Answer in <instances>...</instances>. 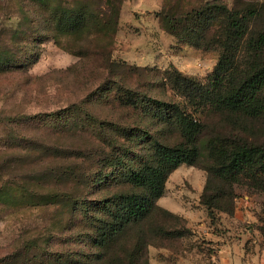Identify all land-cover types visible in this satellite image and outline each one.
I'll use <instances>...</instances> for the list:
<instances>
[{
    "label": "rangeland",
    "instance_id": "374dc122",
    "mask_svg": "<svg viewBox=\"0 0 264 264\" xmlns=\"http://www.w3.org/2000/svg\"><path fill=\"white\" fill-rule=\"evenodd\" d=\"M197 6L208 8L203 16L212 25L205 29V44L210 46L203 50L176 43L163 27L165 11ZM65 8L73 14L85 12L98 24L114 21L112 12L118 24L123 8L127 27L116 26L109 38L94 34L55 44L46 37L54 34L56 19ZM132 17L138 24L131 25ZM261 34L264 0H0V62L18 63L0 67L3 181L44 194L67 192L81 199L84 188L91 194L86 220L80 202L73 214L68 200L37 209L0 205V259L4 261L0 264H38V256L31 254L11 261L15 246L32 241L49 248L42 264H125V253L133 251L136 234L151 245L142 247L135 264L156 260L175 264V259L185 264L191 257L192 264H203V253L216 248L213 244L203 247L201 218L196 229L183 236L185 258L180 257L179 238L164 235L181 232L185 224L156 214L101 248L94 239L96 219L103 217L96 204L139 192L126 182L127 173L142 159L151 158L153 142L170 147L183 143L174 117L157 103L186 110L198 126L196 164L180 165L168 183L172 195L191 207L194 217L200 209L193 200L195 190L206 184L214 164L211 156L234 143L264 152V116L252 119L236 111L217 112L210 103L228 89V74L242 78L250 67L264 65V47L250 48ZM173 70L205 87L217 77L208 88L209 100L193 90L184 92L167 74ZM70 171L72 177L63 178ZM101 173L108 176L102 178ZM215 184L222 187L218 181ZM248 184L241 180L233 185V204L244 203L245 197L253 204L258 218L254 226L264 247V187ZM218 215L213 213L214 233L223 231L218 228ZM155 224L167 230L153 234L150 228ZM158 246H164L165 256Z\"/></svg>",
    "mask_w": 264,
    "mask_h": 264
},
{
    "label": "trees",
    "instance_id": "16d2710c",
    "mask_svg": "<svg viewBox=\"0 0 264 264\" xmlns=\"http://www.w3.org/2000/svg\"><path fill=\"white\" fill-rule=\"evenodd\" d=\"M112 5L111 3V7ZM205 10H208L206 6H197L190 10L179 9L177 11V9L174 10L171 8L165 11L163 13V27H165V32L168 33L176 43L190 45V47L199 50L208 49L210 45L205 44L207 41L205 40V32L207 30L206 27H211L212 25L208 22L209 18L203 16ZM110 17L112 19L114 18V21L106 20L98 24L95 22L94 18L86 15L85 12L73 14L65 8L56 19V25L58 27H54V34L48 35L46 38H50L55 44H60L63 39H84V37L87 38L94 34L109 38V36L114 34L116 26H119L120 19L118 18L117 24L115 12H112ZM232 25L236 26L235 23ZM16 34L17 33L14 32L12 37L14 38ZM202 39L203 41H201ZM42 42L43 41H40V43ZM263 47L264 34H261L258 36L257 40L251 44L250 48L251 50L260 51ZM9 65L16 66L18 63L13 61L0 62V67H8ZM219 69L220 64L216 67L215 75L218 74L216 71H219ZM167 74L173 77L174 82L178 84L184 92L193 90L194 93L201 98L207 96V101L209 100V86H212L218 80L217 77L212 76L213 79H211L210 84L205 87L196 80L187 78L177 71L173 70L167 72ZM229 76L228 74V78L230 79L228 89L222 91L220 96L214 99V102H210L214 106L213 109L217 112H223V110L240 112L246 118L252 119L263 117L264 103L262 98H264V65H254L250 67L249 71L242 75V78H237V75L235 77ZM157 104L161 108L163 107L164 112L170 113V115L174 117L183 143L170 147L156 141L153 142L151 158L149 160L142 159L138 167L129 168L130 171L127 173L128 175L126 174V182L131 187L137 188L139 192L119 194L113 196L111 199H105L96 204L103 213V217L96 219L97 228L94 238L95 243L101 248H106L110 243L115 242L121 236L123 237L129 229L138 226L153 214L163 219L165 217L175 218L184 223L181 218L159 208L156 205V201L163 196L166 182L171 173L182 164L189 166L196 164L199 158V151L195 145V136L198 131V126L196 125V120L191 117V115L186 114V110L180 109L178 106L162 103ZM70 107L74 109L75 105ZM68 111L70 110L67 109V112ZM221 149L222 151L218 152L217 155L211 156L214 164L210 167L209 177L207 178L203 193L200 197V205L205 208L211 224L214 220V212L217 214L223 213L228 216L233 214L234 184L239 183L241 180H246L252 187H264L263 151L257 147H247L246 145H238L235 143L233 145L228 144ZM214 152L215 151H212V153ZM66 168H68V166ZM112 168L113 170L116 169L117 165L112 166ZM68 169L71 170L70 167ZM72 174H74V172L71 171L65 174L63 173V178L68 180L72 177ZM107 174L108 173H101V177L106 178L108 176ZM3 180L4 176L0 173V205L10 206L17 204L22 207L21 205L25 204L24 206L27 205L30 208L37 209L38 207L43 208L54 205L62 200H68L72 203V214L76 211L75 209L77 207L75 205L80 202L82 205V217L84 220L87 219L91 204V201L88 199L91 197V194L90 191L85 188L81 194V199H78L77 197H71V194L67 192H60L59 194L48 192L44 194L29 189L26 186H9V184ZM84 180L87 183L89 175H86ZM216 181L221 183L222 187H218L215 184ZM150 229L153 234H160L167 230L165 226L160 224H155L154 227L151 226ZM188 231L189 230L183 227L181 232L176 233L174 231H169L164 233V235L166 237L176 236V238H181ZM142 238L144 237H138L136 234V242L133 251L125 253V259L123 260V262H126L125 264H135L142 247L151 245L144 240L142 242ZM67 242L68 241L64 243V246L68 245ZM14 248L15 254L13 258H11L12 255H10L8 259L11 258L12 261L19 258L21 254L24 256L31 254L32 257L38 256V264H42L40 261L47 252V249H49L44 243L38 245L35 241L20 243V245ZM61 255H64V252H62ZM2 262L4 261L2 260L0 263Z\"/></svg>",
    "mask_w": 264,
    "mask_h": 264
},
{
    "label": "crops",
    "instance_id": "0c3cea01",
    "mask_svg": "<svg viewBox=\"0 0 264 264\" xmlns=\"http://www.w3.org/2000/svg\"><path fill=\"white\" fill-rule=\"evenodd\" d=\"M124 14L125 11L122 8L118 27H127L125 23L126 21L124 20ZM136 24H138L136 19L132 17L131 25ZM178 169L179 168L173 173ZM173 173H171V175ZM170 176L166 182L163 196L157 201V206L170 214L181 218L185 224V228L191 232L196 229L197 221L200 218L203 220V242H206V244H203V247H209L211 246L210 244H213L216 248L214 252L207 250L206 254L203 253V264H264V247L260 244L258 230L254 226L257 223L258 218L253 211V204L250 203L246 197L244 203L238 204L237 206L235 204L236 207L234 206L233 214L231 216L223 213L218 215V228L224 232L220 231L219 233H214L213 229L215 226L211 224L207 217L205 208L200 205V197L203 193L204 186L195 190L196 198L193 200L198 203L200 209L195 210L199 215L198 217H194L191 207L177 201L175 196L172 195L171 186L168 184ZM177 240L180 241V257L185 258L184 255L187 254L183 244L185 238L181 237ZM162 247L164 246H158V252L165 256L164 253L166 250ZM169 254L172 255V252ZM178 260H174L177 261L175 264H180ZM193 261L194 258L191 257V259L185 261V264H192ZM151 264L162 263H160L159 260H156L155 262L152 261Z\"/></svg>",
    "mask_w": 264,
    "mask_h": 264
}]
</instances>
